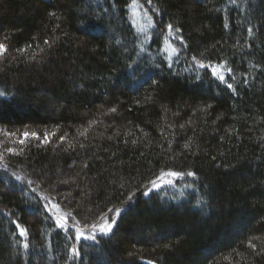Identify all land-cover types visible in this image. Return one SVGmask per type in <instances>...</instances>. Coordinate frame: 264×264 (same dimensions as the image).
I'll list each match as a JSON object with an SVG mask.
<instances>
[{"label":"trees","instance_id":"obj_1","mask_svg":"<svg viewBox=\"0 0 264 264\" xmlns=\"http://www.w3.org/2000/svg\"><path fill=\"white\" fill-rule=\"evenodd\" d=\"M134 3L156 24L146 42L132 22ZM169 23L188 45L171 68ZM45 40L56 42L49 49ZM0 42L9 45L0 59V127L56 133L48 144L9 142L24 151L8 156L7 173L0 169V209L18 215L31 237L23 249L9 217L0 216V264H65L64 234L43 220L30 193L20 194L13 171L64 211L84 215L161 169L199 179L138 193L109 242H83V264H143L129 252L155 264H264V255L246 249L253 236L264 249V0H0ZM31 55L44 58L29 63ZM192 56L227 62L236 94L206 70L193 71ZM200 197L207 206H195Z\"/></svg>","mask_w":264,"mask_h":264},{"label":"snow or ice","instance_id":"obj_2","mask_svg":"<svg viewBox=\"0 0 264 264\" xmlns=\"http://www.w3.org/2000/svg\"><path fill=\"white\" fill-rule=\"evenodd\" d=\"M138 2V0H137ZM148 4H152L153 0H146ZM232 3L235 4L236 0H232ZM152 12L154 14L159 13V9L156 7L152 8ZM49 16L53 19H60L56 11H52L49 13ZM149 25L152 28L156 27L155 22L153 21V17L149 16L148 18ZM59 27V25H56ZM167 35L164 37V43L167 45L164 49L165 53L167 54L169 48L171 51L175 53V57L168 55L167 59L171 60L172 63H169L167 66L171 68L173 63L179 61L181 56V49H187L188 45L184 41L183 37L179 35L181 29L178 27H174L172 23L167 24ZM228 25L225 24V28ZM145 28L143 26H138V32L144 33ZM248 33L251 34L253 29L248 28ZM59 38H57L58 40ZM147 39V37H146ZM9 40L7 35L3 36V41ZM179 41L180 48L174 47L171 41ZM56 41L50 42L49 40H45L44 43L48 46L49 49L53 47V44ZM28 47H31L29 45ZM16 52H27V48H17L15 49ZM42 53L45 51L44 49L40 50ZM141 52L145 50L143 48L140 49ZM208 51L207 49L201 52L199 55L200 57L205 56V52ZM9 55V45L5 42H0V59H7ZM139 55V53H137ZM13 60L17 59V57L12 56ZM44 57H40L37 59L36 55H31L30 60L28 61L31 63L35 61L36 63H40ZM191 63L193 66V71L196 69L206 70L215 80L218 82L219 85H223V87L230 91L232 94H236L237 89L234 87V84L231 82L235 79L233 68L228 65L227 62L221 64L219 62L213 64L211 62L205 64L203 60L198 59L196 56L191 57ZM194 79L199 80L200 76L197 73ZM6 93L4 91H0V97H5ZM211 108V105H208L207 108L202 109V112L207 113L208 109ZM111 112H115L116 109H110ZM183 127V126H181ZM86 131L80 133L81 136L86 135ZM56 136L55 132H45L43 136L38 135L35 131H28L24 130L22 132L18 131H11L7 128L0 127V169H3L5 173L8 172V165L10 160L8 159L9 155H20L23 153V147L19 148L9 146V142L11 145H19L24 146L26 141L29 140L31 137L36 141H41L44 144L50 143L49 137ZM66 138V134H61L57 139L60 143H63ZM72 147V145H69ZM80 147L83 148L84 144L81 143ZM185 149L189 148V144L184 145ZM183 155V153H182ZM213 160L216 159L215 156L212 157ZM12 176L15 177L17 181H21L22 184L19 187V192L23 197H29V193L31 194V198L35 200V203L38 206V210L44 213L43 220L49 221L51 220L56 229L64 234L65 239V251L66 256L65 264H75L77 260H82V252L85 244L83 242H88V247H94L96 245H100L101 240L103 238H107L105 243L109 242L114 236L115 232L114 229H117L120 224L124 222L127 218V215L132 211V206L135 205L137 194L139 193L140 196L149 197L152 193H159L164 191L166 188H176L177 181H186L187 177L192 178L193 181L199 179V176L194 171H178V170H165L161 169L158 173H154L155 178H147V183H142L141 185H137L135 190L128 189L127 194L126 192L117 190L115 196L107 197L108 203L104 206L97 205L98 211L95 209H87V212L84 215L80 213L73 214V211H64L62 209L61 204L55 200V197L49 195H41L42 189L36 186V182L31 179H26L23 176H20L16 172L11 173ZM63 182V181H62ZM187 182L184 183V188H189ZM124 186L121 185V188ZM175 199V197H173ZM30 202V201H29ZM208 201L204 200L203 197H200L197 200L196 207H205L207 206ZM78 207V205L76 206ZM37 209H31L30 214L34 215ZM0 216H7L9 217V223L14 225L13 235L17 236V242L19 243L20 239H23L22 247L25 250H28L30 247V237L31 234L29 232L28 227H26L22 221V219L12 212H5L3 209H0ZM47 235V234H46ZM256 239L253 236L252 239H249L246 243V249H251L253 253L258 255H264V249L258 250L257 244L253 241ZM165 248L171 247L168 244L164 245ZM129 257H136L138 259L143 260V264H155L153 259H144L142 256H137L136 253L129 252ZM25 259H27L25 257Z\"/></svg>","mask_w":264,"mask_h":264},{"label":"rangeland","instance_id":"obj_3","mask_svg":"<svg viewBox=\"0 0 264 264\" xmlns=\"http://www.w3.org/2000/svg\"><path fill=\"white\" fill-rule=\"evenodd\" d=\"M130 14H131L132 22H133V25L135 26L138 36L141 37L146 42L152 30V27L149 25V22H148L149 15L143 10L141 6H139L136 3H134L131 6ZM138 26H143L145 28L144 33L138 32ZM166 46L167 45L165 44V47ZM168 52L171 54H175L174 52L171 51V48H169Z\"/></svg>","mask_w":264,"mask_h":264}]
</instances>
